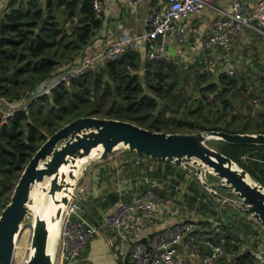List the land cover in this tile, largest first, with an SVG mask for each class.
Returning a JSON list of instances; mask_svg holds the SVG:
<instances>
[{"label":"trees","instance_id":"obj_1","mask_svg":"<svg viewBox=\"0 0 264 264\" xmlns=\"http://www.w3.org/2000/svg\"><path fill=\"white\" fill-rule=\"evenodd\" d=\"M61 7H64L62 12L55 15L54 8ZM102 25L93 10L92 0H59L56 5L51 1L26 0L21 2V7L6 12L0 21V105L17 107L61 68L82 60ZM179 62L173 57L150 62L145 74L140 76L127 67L138 69L141 56H126L92 70L69 88L61 85L51 95L39 96L31 101L28 111L18 108L8 124H2L0 117V215L36 152L49 137L79 118L130 122L167 134L212 131L264 134V111L254 117L251 108V112L239 114L234 106L233 92L246 90L244 80L226 75L214 79L212 74H202L195 66L197 71L188 76L191 85L186 87ZM209 145L264 186V147L236 146L223 141ZM144 159L148 160L125 151L114 160L125 164ZM193 178L197 185L190 186L193 195L189 198L201 209L209 210L222 226L228 238V257H236L238 264H255L251 252L237 246L242 243L239 240L242 234L234 238L229 227H223L228 209L232 218L248 219V216L232 208H222L200 181ZM212 180L209 177V182ZM82 201L101 223L92 197H83ZM207 224L212 225L209 221ZM257 226L259 234L264 236L262 227ZM228 257L221 258L217 264H228Z\"/></svg>","mask_w":264,"mask_h":264},{"label":"built area","instance_id":"obj_2","mask_svg":"<svg viewBox=\"0 0 264 264\" xmlns=\"http://www.w3.org/2000/svg\"><path fill=\"white\" fill-rule=\"evenodd\" d=\"M48 1L57 3L59 0ZM102 1L92 0L93 10L98 18L104 13ZM143 2L144 0H132V6L136 9ZM206 10L212 11V17L208 20L209 31L206 29L200 34L201 38L195 48L199 55L200 71L205 75L212 74L220 59L222 70L218 75L238 77L237 72L230 68L229 53L236 41L249 31L264 36V0H257L255 3L252 0H161L159 4L150 7L146 30L142 34L110 43L96 56L84 57L70 67L61 68L29 100L23 101L17 107L1 104L2 124L13 121L18 108L28 111L31 101L39 96L51 95L61 85L69 88L92 70H99L126 56H141L138 69L131 66L127 69L143 76L150 62L169 59L170 41L178 44L179 51L186 54L190 25L193 19ZM258 77L264 81V65L259 70ZM248 94L253 110L263 112L264 95L256 96L252 91ZM76 196L86 197L87 189L79 186ZM162 202V197L152 186L134 200L119 203L115 211L102 220V226L119 242L126 244L130 239L126 234L130 223L139 216L151 219ZM212 227L216 229V233L206 239L201 238L203 224L194 219L164 229L154 234L147 243L136 242L130 246V264H217L221 258L228 257V238L220 224L213 222ZM254 228L259 230L257 225ZM97 234V229L81 207L72 200L63 214L55 264H82L88 247ZM260 242V249L250 251L255 264H264V238ZM180 249L193 259L189 261L188 258L181 257ZM29 256L30 249L22 261L23 264H28ZM228 264H238V259L228 257Z\"/></svg>","mask_w":264,"mask_h":264},{"label":"water","instance_id":"obj_3","mask_svg":"<svg viewBox=\"0 0 264 264\" xmlns=\"http://www.w3.org/2000/svg\"><path fill=\"white\" fill-rule=\"evenodd\" d=\"M169 53L175 57L172 48H169ZM213 141L264 147V134L218 131L167 134L152 132L130 122L93 117L71 122L49 137L36 152L22 173L10 203L2 211L0 264L14 263L20 233L30 216L34 220L28 264H55L63 214L72 200L78 203L115 253L107 231L76 196V191L80 174L89 160L99 157L100 161H107L120 148L139 157L171 163L188 172L195 170V177L211 197L248 216L249 221H254L264 231V186L249 181L248 172L209 145ZM209 177L214 181L209 182ZM36 188L40 189L42 201L38 203L37 197L35 203L31 204ZM222 191L226 194H221ZM44 204L53 207L49 220L40 211ZM56 224V246L54 252L50 253L49 225Z\"/></svg>","mask_w":264,"mask_h":264},{"label":"crops","instance_id":"obj_4","mask_svg":"<svg viewBox=\"0 0 264 264\" xmlns=\"http://www.w3.org/2000/svg\"><path fill=\"white\" fill-rule=\"evenodd\" d=\"M22 1L25 2L26 0L14 2L0 0V21L5 13L11 11L12 8L21 7ZM40 1L43 3L48 2V0ZM252 1L255 3L257 0ZM160 2L161 0H144V2L135 9L132 6V0H103L104 13L101 17L103 25L101 30L98 31L93 38L92 45L88 47L84 57L89 58L96 56L101 49L110 43L142 34L146 30L150 7ZM54 5H56V3H54ZM63 9L64 7H61L59 10L54 8V14L58 15ZM211 17L212 11L206 10L193 19L190 25V38L185 53L193 55V60L195 61L199 60V55L195 49L197 42L200 40V34L202 32L206 29L209 31L208 20ZM169 48H172L175 52V57L173 58L180 61L182 53L179 51L178 44L170 41ZM221 55H223V52ZM170 57L172 56L170 55ZM229 58L230 68L237 72L241 80L245 81L244 85L247 96L251 91L256 96H263L264 81L258 77V72L264 65V36L254 31L245 33L233 45L229 53ZM190 60L191 57L189 56L187 62L192 63ZM179 63L182 64L181 61ZM221 70V60L219 59L212 75L219 78L222 76L218 75L221 73ZM191 76H193V72ZM114 159L116 158L114 157L112 160H107V163L100 162L98 164L100 166L99 168L94 167L91 172L84 177V182H88L89 180L88 187L90 190L89 188L87 189V198L92 197L94 207L101 221L106 216L112 214L119 203L134 200L152 186H154L155 192L162 197L163 202L158 205L154 218L146 219L139 216L130 223L129 228L127 227L126 230V234L130 237L128 243L122 244L111 232L107 231L112 240L115 253L112 251L107 239L98 233L92 239L82 264H130L129 251L133 243H147L154 234L176 226L185 220L200 219L203 222L204 230L201 232L202 239H206L212 234L210 230L215 228H213L212 225H208L207 221L213 223L216 222V220L212 218L209 210L201 209V207H199L200 209L197 212L190 210L188 204H186L184 200L169 196L172 192H183L182 188L184 187V183L181 180H184V178H178L177 173H179V171L184 175L186 173L187 175L185 176H187L188 181L189 174L187 170L177 166L175 167V165L171 163L153 161L150 159L137 160L125 164L117 162ZM162 175H168L167 180L170 182H164L162 180L164 178L161 177ZM82 178L83 177L79 180L80 185L82 183ZM192 184L193 183H191V185ZM189 189L191 190V187H189ZM225 194L226 192H224L223 195ZM188 199L190 198L188 197ZM221 205L222 208H232L224 203H221ZM234 211L237 213L236 210ZM227 212L228 216L225 218L226 224L223 223L224 225H222L224 228L225 226L229 227L234 238L242 234L239 238L242 243H238L237 245L239 249H242L244 252H246L247 249H249V251L260 249L262 246L260 239L264 238V236H261L259 231L255 230L254 227H256V225L248 222L249 219H247V217L232 218L231 211L228 209ZM179 213L180 216L178 217L177 214ZM230 231H227L228 235ZM244 236L247 238L245 239ZM56 238L57 237L54 238V244L51 245V248H48L50 253H53L55 250ZM187 254L188 253L183 249H180L179 255L181 257H186L189 261L192 260L193 257Z\"/></svg>","mask_w":264,"mask_h":264},{"label":"rangeland","instance_id":"obj_5","mask_svg":"<svg viewBox=\"0 0 264 264\" xmlns=\"http://www.w3.org/2000/svg\"><path fill=\"white\" fill-rule=\"evenodd\" d=\"M189 56L191 57V60L192 63L190 62H187V58H189ZM181 58V65H182V68L180 69V72H181V77L183 80L186 81V87H190L191 83L188 82V76L191 75L192 72H194L196 70L195 66L199 69H200V64L197 65V60H193L194 56L193 55H190L189 53H186V54H182V57ZM199 63V62H198ZM191 65V66H190ZM190 66V67H189ZM197 71V70H196ZM195 71V72H196ZM214 79H218L216 76H213ZM184 95H187V91H184ZM234 97H236V99L234 100V106L236 107V110L239 114H247L249 112H251V110L249 108L252 109V114L253 116L255 117L256 115L260 114V112H255L250 104V100H248V96H247V91H242V90H237L234 92L233 94ZM211 143V142H210ZM126 150L124 148H120L119 150H117L111 157H110V160H112L114 157L117 158V157H120V154L125 152ZM245 160H247V158H244ZM109 160V159H108ZM97 161V162H96ZM100 162V159L99 157H95L91 160H89L86 164H85V171L82 172L80 174V179L81 177L82 178V183L81 185L79 184V186H82V187H85V189H88V183H89V180L88 182H84V177H86V175L88 173L91 172V170L96 167ZM106 162V161H104ZM107 163V162H106ZM182 171V170H181ZM189 174V177H188V181H187V176H185L182 172L179 171V173H177V176L178 178L179 177H183L184 180H181L183 183H184V187L182 188L183 192L181 191H178V192H175V193H170L169 196L171 197H177L181 200H184V202L186 204H188L190 210H194V211H198L199 210V204L197 203H192L190 199H188L189 196H192L193 195V192L190 191L189 187L191 185V183H194L195 185H197L196 181L194 180L195 178H193V174H195V170L192 169V172H188ZM187 175V174H186ZM163 177L164 179H162L164 182H170L169 180H167V177L168 175L166 176H161ZM248 179L249 181H254L256 182V180H254L250 175H248ZM214 181V179L212 180ZM258 183V182H256ZM78 186V187H79ZM186 187V188H185ZM90 190V188H89ZM185 190V191H184ZM189 191L191 193H189ZM88 192V191H87ZM40 195V189L39 188H36L35 191H34V194H33V198H32V201H31V204H34L37 197H39ZM187 196V197H186ZM177 216L179 217L180 216V213L177 214ZM151 218H154L151 217ZM175 219V217H174ZM33 216H30L25 224L23 225V228H22V231L20 233V237H19V243H18V247L16 249V257H15V261H14V264H23V259L25 258V255H28L29 254V249H30V242H31V238H32V227H33ZM197 221H200L202 224L203 222L198 219ZM212 232L213 235H215L216 233V229H212L210 230ZM211 234V235H212ZM57 235V234H56ZM57 237V236H56ZM262 240V238H261Z\"/></svg>","mask_w":264,"mask_h":264},{"label":"bare ground","instance_id":"obj_6","mask_svg":"<svg viewBox=\"0 0 264 264\" xmlns=\"http://www.w3.org/2000/svg\"><path fill=\"white\" fill-rule=\"evenodd\" d=\"M97 162V161H96ZM81 170V169H80ZM79 170V171H80ZM43 196V195H41ZM83 198V197H82ZM82 198H80L82 200ZM38 203L42 201V198L39 197L38 199ZM40 211L42 212V215L49 220L50 216L52 215V211H53V207H50L48 204H44L43 207L40 209ZM49 231H50V235H49V243H48V248H51V245L54 244V238L57 236L56 234L58 233V224L56 225H49ZM19 243V240H18ZM18 245V244H17ZM49 251V250H48Z\"/></svg>","mask_w":264,"mask_h":264},{"label":"clouds","instance_id":"obj_7","mask_svg":"<svg viewBox=\"0 0 264 264\" xmlns=\"http://www.w3.org/2000/svg\"><path fill=\"white\" fill-rule=\"evenodd\" d=\"M102 224V223H101Z\"/></svg>","mask_w":264,"mask_h":264}]
</instances>
